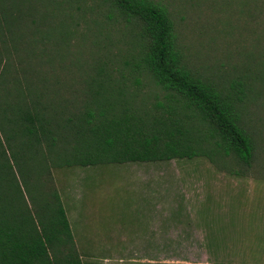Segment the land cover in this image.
<instances>
[{"label": "trees", "instance_id": "1", "mask_svg": "<svg viewBox=\"0 0 264 264\" xmlns=\"http://www.w3.org/2000/svg\"><path fill=\"white\" fill-rule=\"evenodd\" d=\"M44 1L0 0V264H91L60 169L205 157L264 179V0H236L253 51L221 74L186 57L159 0ZM102 7L125 18L128 49L85 43L80 21Z\"/></svg>", "mask_w": 264, "mask_h": 264}, {"label": "rangeland", "instance_id": "2", "mask_svg": "<svg viewBox=\"0 0 264 264\" xmlns=\"http://www.w3.org/2000/svg\"><path fill=\"white\" fill-rule=\"evenodd\" d=\"M33 1L40 8L46 4ZM159 1L186 57L188 47L205 72H232L253 51V24L238 12L236 0ZM105 13L104 7L85 12L87 22L78 27L92 29L85 43L106 40L111 53L128 49L125 18L109 21ZM74 38L61 41L59 52H70ZM235 169L195 157L73 167L54 176L85 262L264 264V179Z\"/></svg>", "mask_w": 264, "mask_h": 264}]
</instances>
